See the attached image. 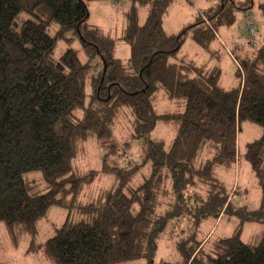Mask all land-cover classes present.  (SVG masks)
Here are the masks:
<instances>
[{
    "label": "trees",
    "instance_id": "16d2710c",
    "mask_svg": "<svg viewBox=\"0 0 264 264\" xmlns=\"http://www.w3.org/2000/svg\"><path fill=\"white\" fill-rule=\"evenodd\" d=\"M128 1L125 27L114 39L88 24L84 0H0V223L16 244V228L34 238L51 207L80 208L85 222L65 224L29 248L50 264L151 263L169 225L181 234L173 264H264V233L256 245L241 240L243 224L264 225V201L256 210L233 208L238 191L216 173L236 164L247 122L262 130L245 158L264 180V44L253 52L231 47L237 70L229 89L221 87L220 58L211 61L217 30L250 13L255 0H209L177 35L162 26L176 0L113 3L124 8ZM140 8L147 9L142 24ZM67 32L78 39L84 62L71 48L55 59L57 42L73 40ZM189 39L210 61L183 54ZM118 41L129 46L127 59L114 57ZM164 102L170 110L158 113ZM120 118L131 132L119 144L113 130ZM160 124L172 128L171 142L153 138ZM89 140L102 150L101 172L114 182L81 205L95 173L79 176L74 162ZM134 140L143 143L140 162L111 166L109 158L129 152ZM146 166L148 174L131 186ZM33 173L41 174L42 189L25 179ZM224 215L239 220L233 236L200 237L204 222Z\"/></svg>",
    "mask_w": 264,
    "mask_h": 264
},
{
    "label": "rangeland",
    "instance_id": "374dc122",
    "mask_svg": "<svg viewBox=\"0 0 264 264\" xmlns=\"http://www.w3.org/2000/svg\"><path fill=\"white\" fill-rule=\"evenodd\" d=\"M88 10L89 19L88 24L97 27L102 33H110L114 39L120 38L122 31L126 24L125 13L131 6L128 1L123 6H115L113 0H84ZM120 4V1H117ZM210 4L209 0H176L166 15L163 18V29L167 35H177L183 28L195 22L197 11L206 8ZM141 8L139 9L140 12ZM146 10H142L139 15V22L142 24L145 21ZM252 15L253 22L257 28L255 37L249 41L252 49L249 48L248 43L245 42L243 35L240 32V21L242 19V12L237 15L235 23L229 27H220L217 30V36L224 42V45L219 42L211 44V50L215 54L214 60L220 58V65L222 68L221 87L229 89L235 80V73L237 70V62L235 55H230L233 43L244 46L242 51L247 50L253 52L264 44V0H255L253 6L249 10ZM53 30H57V25L52 26ZM66 39H73L71 42L58 41L54 53L55 59L59 57L68 49L71 48L77 51L82 62L85 61L83 57L81 45L70 32L65 34ZM255 43H254V42ZM247 44V45H246ZM247 47V48H246ZM182 52L196 55L195 60L198 63L210 61L205 50L197 46L190 39L184 43ZM231 53V52H230ZM219 57H217V55ZM115 58L127 59L130 55L129 46L122 41H118L115 45ZM214 56V55H213ZM161 103L157 112L170 110L168 104ZM131 127L125 119L120 118L118 125L113 130L114 137L118 143L130 139ZM262 135V130L250 123H243L241 126V133L238 141V159L236 164L230 171L217 169V175L224 180L230 191L237 189V194L231 196V204L233 208H247V210H256L264 201V180L259 179L253 173L248 160L245 158L246 146L259 139ZM153 138H162L167 143L171 142L174 137V132L170 126L159 125L153 133ZM142 142L139 140L131 141V149L129 152L122 154L119 151V157L109 158L108 163L111 166L118 168L132 167L135 162H140V155L142 150ZM76 172L79 176L89 175V172H94L93 178H88L84 185L79 204L83 205L88 200L94 198L100 191L108 189L114 182L113 176L104 175L101 172L102 165V150H99L95 140H89L80 146V151L75 160ZM148 174V167L141 169L139 174L133 179L131 186L138 185L144 176ZM29 181H34L41 189L45 186L42 181L40 173L29 174L25 177ZM86 216L83 211L78 208H62L53 206L49 209L47 216L37 223L38 234L31 238L27 234H23L22 230L16 228L17 242L14 244L12 238L8 234L6 226L0 223V264H50L43 257L38 248L32 252H28L31 246H38L44 243L48 238L55 235L56 229H60L63 225L74 226L86 221ZM239 225V220L235 216L224 215L218 220H208L201 226L200 237L212 235V238L230 237L233 236L236 228ZM264 233V225L256 223H245L242 226L241 240L246 244L256 245L260 241ZM181 240V234L175 232L172 225H169L158 241L157 256L148 263L147 261H137L134 264H160L175 263L179 260L178 243Z\"/></svg>",
    "mask_w": 264,
    "mask_h": 264
},
{
    "label": "built area",
    "instance_id": "2783aa9c",
    "mask_svg": "<svg viewBox=\"0 0 264 264\" xmlns=\"http://www.w3.org/2000/svg\"><path fill=\"white\" fill-rule=\"evenodd\" d=\"M240 32L246 41L253 39L257 33V28L253 22L251 13H245L240 21Z\"/></svg>",
    "mask_w": 264,
    "mask_h": 264
},
{
    "label": "crops",
    "instance_id": "0c3cea01",
    "mask_svg": "<svg viewBox=\"0 0 264 264\" xmlns=\"http://www.w3.org/2000/svg\"><path fill=\"white\" fill-rule=\"evenodd\" d=\"M176 3V2H175ZM255 24V23H254ZM107 33H109V32H107ZM110 34V33H109ZM219 40V43H221V44H223L224 45V42L222 41V40H220V39H218ZM235 45H237L236 43H233V46H235ZM212 51V50H211ZM212 52H214V51H212ZM183 54H185V55H188V57L190 58V59H194V56L196 55V53H195V55L194 54H190V53H184L183 52ZM195 60V59H194ZM222 78V77H221ZM233 85V84H232ZM232 87V86H231Z\"/></svg>",
    "mask_w": 264,
    "mask_h": 264
}]
</instances>
